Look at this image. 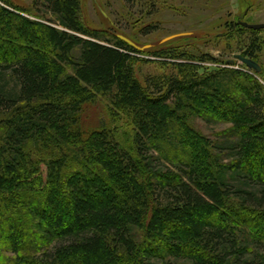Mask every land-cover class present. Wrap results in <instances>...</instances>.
<instances>
[{"label": "trees", "instance_id": "trees-1", "mask_svg": "<svg viewBox=\"0 0 264 264\" xmlns=\"http://www.w3.org/2000/svg\"><path fill=\"white\" fill-rule=\"evenodd\" d=\"M80 8L0 0V264H264L262 70L167 51L176 75L142 85L140 52ZM230 27L261 67L258 32ZM99 100L109 121H88Z\"/></svg>", "mask_w": 264, "mask_h": 264}, {"label": "rangeland", "instance_id": "rangeland-1", "mask_svg": "<svg viewBox=\"0 0 264 264\" xmlns=\"http://www.w3.org/2000/svg\"><path fill=\"white\" fill-rule=\"evenodd\" d=\"M9 1L17 7L30 9L34 0ZM246 1L253 6L247 17L242 14L241 0H156L159 11L151 17L140 16L138 12L126 15L127 8L121 0H80V14L86 28L123 36L144 48L134 63L135 77L144 85L146 80L152 82L157 81V77L176 75L177 69L173 65L176 59L162 58L167 51L178 55L208 54L216 59L217 63L204 61L201 64L204 69L232 68L258 75L234 57L242 53L246 34L235 31L228 34L224 28L226 22L237 19L250 24L264 23V0ZM147 24L157 29L146 36L140 34L139 29ZM255 36L262 43L258 62L264 76V30ZM228 61L233 63L228 64ZM106 106L104 100H99L88 107L85 117L97 123L109 121ZM196 126L213 141L218 139L216 133L229 128L226 124L201 120L196 121ZM113 128L121 140L130 136L131 127L121 114L113 119Z\"/></svg>", "mask_w": 264, "mask_h": 264}, {"label": "flooded vegetation", "instance_id": "flooded-vegetation-1", "mask_svg": "<svg viewBox=\"0 0 264 264\" xmlns=\"http://www.w3.org/2000/svg\"><path fill=\"white\" fill-rule=\"evenodd\" d=\"M121 2L124 4V7L127 8L126 15H129L130 13H132V15H133L134 13L138 12L140 14V16L144 15V16H147V17H149V16L151 17V16L157 14L158 11H159L158 5L156 4V0H132V1L130 0L131 3H127L126 0H121ZM153 5L155 6V10H153L154 9ZM241 5L243 6L242 7V10H243L242 14L244 15V17H247L249 15V12L252 10L253 6L251 5V3H249L246 0H241ZM240 23H246L248 25L264 24L263 22L250 24L249 22H246L245 20L244 21H240L239 19H237V20H231V21L226 22L225 25H224V28L227 29L226 31H228V34H230V33L235 31V29H232L230 27L231 24H236L239 27H241V28H243V29H245L246 31H249V32H260V31H254V30L247 29V28L241 26ZM147 26H148V24L142 26L139 29L140 30L139 31L140 34L143 31V29H145ZM261 31H263V30H261ZM245 36H247V38H246V41L244 43L245 47L242 48L243 51L247 50L248 43H249V40H250V39H248V37H249L248 32H247V34ZM243 51H242V53H243ZM242 53L240 54V56L243 57V58H247V57H244L242 55ZM235 56L236 55H234V57Z\"/></svg>", "mask_w": 264, "mask_h": 264}, {"label": "water", "instance_id": "water-1", "mask_svg": "<svg viewBox=\"0 0 264 264\" xmlns=\"http://www.w3.org/2000/svg\"><path fill=\"white\" fill-rule=\"evenodd\" d=\"M241 26L250 29V30H254V31H261L264 30V24H256V25H248L246 23H240ZM118 40L122 41L123 43H125L127 46L131 47L132 49H134L137 52H143L144 48H140L138 46H136L133 42H131L129 39L123 37V36H116ZM235 59L237 61H240L247 69H249L250 71H253L255 74H259L261 73V67L258 65V63L254 62L251 59H247V58H243L240 55H236ZM233 61H228V64H232Z\"/></svg>", "mask_w": 264, "mask_h": 264}]
</instances>
